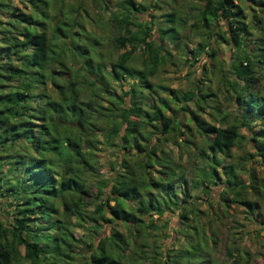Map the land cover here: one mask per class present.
<instances>
[{"label": "trees", "instance_id": "obj_1", "mask_svg": "<svg viewBox=\"0 0 264 264\" xmlns=\"http://www.w3.org/2000/svg\"><path fill=\"white\" fill-rule=\"evenodd\" d=\"M13 1L0 0V264H219L207 242L216 245L232 205L250 215L257 203L248 195L259 196L254 177L245 184L237 174L250 154L228 159L245 142L264 164L258 73L264 40L251 38L263 19L256 13L246 19L244 12L264 3L202 0L190 17L198 41L187 51L192 62L198 52L208 57L201 76L193 89H170L168 99L147 105L155 91L150 78L170 57L165 41L176 44L186 23L175 10L160 15L163 25L152 23L153 2L155 8L167 0H118L110 13L106 0H73L68 7L64 0ZM89 1L106 16L91 15ZM52 8L59 12L53 17ZM99 27L110 28L109 35H96ZM212 74L238 112L229 125L206 83ZM189 100L193 110L180 106L188 114L184 122L168 103ZM234 121L249 133L240 134ZM188 133L201 142L183 138ZM168 141L178 149L192 145L191 157L205 163L186 176L164 150ZM101 144L118 151L105 179ZM217 185L219 196L210 199ZM195 189L208 198L206 216L192 197ZM169 214L177 219L173 237L166 230ZM153 216L156 221L144 222ZM149 226L170 244L162 246ZM225 252L231 264L239 263V256Z\"/></svg>", "mask_w": 264, "mask_h": 264}, {"label": "rangeland", "instance_id": "obj_2", "mask_svg": "<svg viewBox=\"0 0 264 264\" xmlns=\"http://www.w3.org/2000/svg\"><path fill=\"white\" fill-rule=\"evenodd\" d=\"M49 2L51 0H48ZM65 5L71 6L73 0H64ZM79 1V0H75ZM73 1V2H75ZM139 1V0H135ZM141 1V0H140ZM155 0H151L150 2H153ZM163 1V0H162ZM261 1L264 3V0H256ZM118 0H106L104 1V5L107 7L106 11L107 13L113 12L116 7V3ZM167 2V3H165ZM11 3L14 4V1L11 0ZM76 3V2H75ZM155 4V2H153ZM202 3V0H175V4H172L169 0L163 1L160 4H156L154 8V4H150L152 7L149 9L148 13H152V23L156 24L159 22L163 25V22L161 23L160 15L166 11L175 10L178 15V17L184 18L186 23L181 28H178L177 33V41L176 44L169 43L167 40L165 41L166 46L168 47V50L170 52V57H166L164 64L162 67L159 68L157 73L154 75V77L150 78V82L154 85L153 89H155L154 92L151 93L149 96V99L147 100V105H158L157 100L158 99H168L170 93L168 92L170 89L173 91H176L178 94H182L186 92L189 89H193L195 85L196 78L200 77L202 74V68L201 64L203 61H205L208 57L204 54H198L192 55L194 57V61L190 58L191 54H188L187 51L189 49L194 48L195 43L198 41V36H196L195 31L193 28H190V25L192 23V19H190L191 15H195L198 13V9L200 8ZM158 5V8H156ZM253 9L251 11H248L247 9L244 10L246 19L250 16V13H256L259 17H262L263 21L261 24L256 25L252 31V39H255V42L257 39L262 38L264 40V5L259 6L256 8L254 6L255 4H250ZM93 7L90 9V7ZM101 7V6H100ZM100 7L91 5V1L88 2L86 9H89L88 12L93 15L94 13L100 12L103 13V17L106 16L104 14V11H99ZM22 12L27 13L28 9L22 10ZM1 13V12H0ZM50 15L53 17V13H59L57 9H51ZM147 13V12H146ZM262 15V16H261ZM144 19H149L147 15H143ZM244 19V21H249ZM53 23V22H52ZM219 27L222 28V25L219 24ZM87 27V26H86ZM89 29V28H88ZM110 28L105 27L103 28H96V35L99 34H107V30L109 31ZM223 29V28H222ZM156 30L153 28L152 34L154 35ZM110 33V32H109ZM109 35V34H107ZM263 44V42H261ZM248 47V46H247ZM248 50L250 47L247 48ZM186 53L184 58V54ZM220 58L227 59V56L225 54H220ZM260 76V85H261V92L264 96V66H262L261 70L258 72ZM206 76L205 78L208 79L206 82L210 85L211 91H214L216 94V101L218 102V105L220 106L221 110L224 113H227L226 116V124L232 123V115L234 113H238L235 108L232 100H229L227 98V95L225 93V90L223 89L222 85L217 86L216 81L219 79L215 74H212ZM230 79V77H229ZM155 85L162 86L165 90L158 89ZM114 89L116 92H118V87L114 84ZM171 108H175L177 112L181 113L178 114L182 118V120L185 122L188 118V114L180 111V106L184 105L188 109H194V106L192 104V101H185V102H170L168 103ZM185 115H182V114ZM165 114H169L168 111H165ZM232 114V115H231ZM201 117L203 119L209 120V117L205 114H201ZM241 120V119H240ZM235 123V121H234ZM238 127V132L240 134H246L249 133V130L247 128H244L239 124V121H236L235 123ZM264 128V124L261 126ZM183 138L189 139V141L196 143H200L201 140L199 136L196 134L189 135L186 134ZM99 139L103 141V138L101 137V133L99 134ZM164 150H170L172 153V156L176 163H178L182 170L184 171V174L186 176L192 175L191 170L196 169L197 167H200L205 163L201 159H197L195 154L191 157V153H193V146L192 145H185L183 148L178 149L177 146L174 144V142H164L163 144ZM250 154L249 156H246L242 167L237 171V174L242 182L247 184L249 182V176H253L254 179L252 180L253 186L256 188V192L259 193V196L257 198L253 197L252 193L248 195V197L257 203V206L253 209L252 213L246 214L244 210L240 206L232 205L229 209V212L231 213V216L226 219L223 226L221 227L219 236L217 238L216 245H213L210 243V241L207 242V247L211 253L213 258H216L219 264H231V259L228 257L225 253V251H229L232 254H235L239 256V263L238 264H244V260H247V264H260L261 258H264V164L263 160L261 159V156L259 152H256L254 148L249 146V143L246 145L245 142H240L238 145L235 146L230 152L231 158L228 160L237 159L240 154ZM118 153V151L114 148L108 147L107 145L101 144L99 146V149L97 150V156L99 158V173L102 178H107L110 173V166L109 162L114 161L115 155ZM179 154L181 155V158H179ZM220 157V155H218ZM192 165L194 166L192 168ZM157 170L156 168H154ZM190 170V172H189ZM195 175V174H194ZM198 175V174H197ZM199 176L196 177L194 180H198ZM222 180H224V176H220L219 182L222 183ZM200 181V178L198 182ZM197 182V186H198ZM220 186L217 185L215 187H212V192L210 194V199L216 200L219 196L220 192ZM94 191V189H92ZM192 197H194V201L196 203V206L201 210L204 211L205 216L208 215L209 209L204 201L208 200L203 194L202 191L199 189H195V191H191ZM252 194V195H251ZM89 202V201H88ZM136 201H132V203H135ZM0 206H5V203L2 202L0 199ZM1 211V209H0ZM216 211V208L214 212ZM202 214V215H204ZM211 221L214 220L213 216L214 214H211ZM169 216V225L167 227V232L173 237V233L171 231V227L177 224V219L175 216H172L171 214ZM155 216H153L151 219L145 217L144 222L148 223L149 221H156L154 220ZM213 225H215L212 222ZM106 231L107 226L105 227ZM147 231L149 233H152L156 235L157 241L161 243L162 246L167 247L170 242L171 238H163L159 231H155L153 229H150V226L148 227ZM74 234L79 236L81 233L80 231H74ZM181 239V238H180ZM181 243L182 240H179ZM193 242V241H192ZM183 245V244H182ZM234 247H237L238 250L235 251ZM249 256V258L245 255ZM147 264V263H146Z\"/></svg>", "mask_w": 264, "mask_h": 264}]
</instances>
